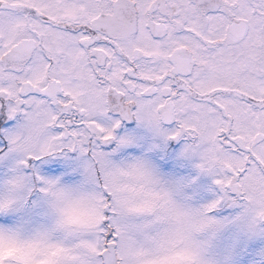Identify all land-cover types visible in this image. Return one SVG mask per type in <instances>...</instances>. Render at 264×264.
Segmentation results:
<instances>
[{"label":"snow or ice","instance_id":"snow-or-ice-1","mask_svg":"<svg viewBox=\"0 0 264 264\" xmlns=\"http://www.w3.org/2000/svg\"><path fill=\"white\" fill-rule=\"evenodd\" d=\"M0 264H264V0H0Z\"/></svg>","mask_w":264,"mask_h":264},{"label":"rangeland","instance_id":"rangeland-1","mask_svg":"<svg viewBox=\"0 0 264 264\" xmlns=\"http://www.w3.org/2000/svg\"><path fill=\"white\" fill-rule=\"evenodd\" d=\"M204 179H207V178H204Z\"/></svg>","mask_w":264,"mask_h":264}]
</instances>
